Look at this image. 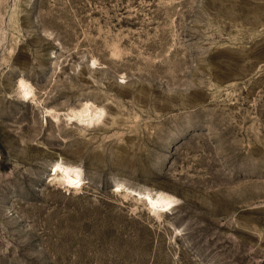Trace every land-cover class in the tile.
<instances>
[{"label": "rangeland", "instance_id": "rangeland-1", "mask_svg": "<svg viewBox=\"0 0 264 264\" xmlns=\"http://www.w3.org/2000/svg\"><path fill=\"white\" fill-rule=\"evenodd\" d=\"M0 264H264V0H0Z\"/></svg>", "mask_w": 264, "mask_h": 264}, {"label": "bare ground", "instance_id": "bare-ground-1", "mask_svg": "<svg viewBox=\"0 0 264 264\" xmlns=\"http://www.w3.org/2000/svg\"><path fill=\"white\" fill-rule=\"evenodd\" d=\"M25 85V84H24ZM28 93V92H27ZM62 167L60 165H55V174L56 172L61 169ZM82 179L80 178V175L76 173L75 176L73 175H70L69 173H67V183L70 184V185H78V184H81L82 182ZM145 201L151 203V206L152 207H160L162 210H166L165 207L169 206L172 204L171 200L169 198H167L165 200V204H163L162 201L158 200L157 198H154L150 195H145Z\"/></svg>", "mask_w": 264, "mask_h": 264}]
</instances>
